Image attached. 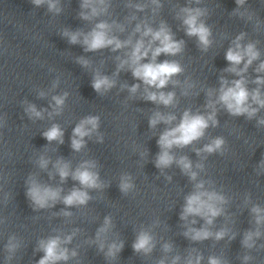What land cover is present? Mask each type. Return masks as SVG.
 Instances as JSON below:
<instances>
[{
    "label": "clouds",
    "instance_id": "clouds-1",
    "mask_svg": "<svg viewBox=\"0 0 264 264\" xmlns=\"http://www.w3.org/2000/svg\"><path fill=\"white\" fill-rule=\"evenodd\" d=\"M31 2L35 6L47 4L50 12L58 14L61 11L59 0H31ZM194 3L198 5L201 0H194ZM235 3L237 9L234 10V14L244 16L245 13L239 12V9L246 3V0H235ZM151 4L154 6L152 8L153 13L163 7L160 0H151ZM109 7L110 0H81L79 17L85 21H92L94 18L107 14ZM126 7L133 8L137 12H143L148 5L132 3L130 0ZM207 14L206 8L191 6L181 7L177 13V18L182 21L185 34L189 37H196L198 46L203 51H207L213 43L212 30L203 19ZM136 19L135 15L130 17L131 21ZM249 19H251V15H249ZM114 27L120 32L125 30L124 25L115 21L109 23L106 20H99L86 33L82 30H65L63 35L67 37L70 44H81L86 52L105 48H110L113 52H117L128 48L129 51L124 57L117 56L116 59L119 61L117 73L127 68L133 78L140 82L132 84L130 87L125 85V87H128L129 93L135 95L142 83L145 86L142 99L165 107L174 106L176 93L174 91L165 92L164 89L170 83L173 86L180 84L179 80L173 78L182 74L184 68L177 60L165 59L159 62L158 57L161 55L170 57L179 55L183 51L184 41L175 39L171 28L164 21H161L159 26L154 28L147 20H142L135 24L132 34L125 40H121L113 34ZM245 35L243 32L237 35L235 40L232 41V45L225 52V59L229 66L223 71L232 74L235 78L229 81L226 77L221 76L219 89H208L207 91L208 100L204 107L210 111L204 114L185 110L179 118V122L174 126L166 127L157 140L160 151L156 155L155 166L163 171L175 163L193 182V190L185 196L180 213V219L185 222L184 226L186 228L183 235L193 242H200L213 237L216 240H220L228 234L227 229H220L214 233L209 228L214 223V220L224 213L223 205L227 203V199L221 192L216 191L214 188L206 187L204 180H198L199 173L194 170V167L195 169L203 170L204 166L202 163H197L194 166L187 156L177 158L172 153V149L183 148L193 144L205 135L206 130L210 126H217L219 123L217 120V105H221L231 116H245L248 119L256 117L257 113L264 109V91H262V88H264V60L260 59L261 52L257 48V42L242 43ZM133 36L138 38L133 40ZM257 61L259 63L253 69L255 77L249 81L247 77L248 69ZM78 62L85 67L89 65V61L83 57H80ZM249 83L254 84L255 87L250 88ZM115 84V79L96 72L91 86L97 93L103 94L112 89ZM55 86L54 82L53 87ZM192 87L191 83L185 81L183 94L188 95V89ZM214 95L215 99H213ZM40 96H44V93L41 92ZM66 97L67 93L52 97L53 103L50 107H52L53 112L49 113L50 116L53 113L60 114ZM25 103V112L30 119L43 118V113L46 109L38 110L34 104ZM176 120L177 117L174 114L154 111L149 118L148 124L150 129H155L161 123L173 125ZM257 124L264 125V118L259 119ZM98 128V116L90 115L81 119L72 131L71 148L73 151L79 152L84 148L86 146L85 138H90L97 132ZM42 135L49 143L57 141L62 144L64 142V132L57 124H53ZM97 139L98 142H103L102 136H98ZM225 144L226 141L223 137H216L210 143L205 144L203 148L195 151L198 156L202 153L223 154L226 150ZM37 163L41 169H47L50 160L46 156L41 155ZM53 167L61 182L66 181L71 176V179L78 182L80 187H73L67 194L62 195V188H54L42 184L33 177L28 181L26 196L34 210L54 207L57 202L63 203L65 208L87 205L91 199L87 190L105 187L100 181L98 172L95 171L96 161L94 160H85L72 170L69 162L57 159ZM259 168L264 170V159L261 160ZM168 179L170 180L171 177H168ZM134 187L135 185L132 183V178L129 174L125 173L120 177L119 188L122 193L127 195ZM250 211L253 215L255 228L249 229L244 233L241 244L246 249L255 248L257 246L256 241L264 236V232L261 231V228L264 227V208L259 205H253ZM62 215L67 217L71 216L72 213L63 210ZM196 217L204 221L203 226L194 227L197 224ZM111 227V217H105L103 226L97 230L93 242L98 245L101 252H104L106 258L114 259L124 245L123 241H114L107 245V251L105 252L106 233ZM74 235L75 232L63 237L52 235L40 239L35 251L41 252L43 255L36 261V264H67L70 258L77 256V252L74 249L70 250L65 246L71 243ZM230 238L234 239L235 236L233 235ZM19 247L20 245L16 238L14 236L10 237L5 245V250L9 254L5 258V264H8L12 259V254ZM154 247V237L151 232L141 229L132 244L134 252L149 255ZM260 247L264 248V245ZM163 251L166 253L171 252L172 245L165 243ZM202 259V255L192 249L184 258V264H201ZM251 259L250 255H245L242 258L243 264H248ZM180 260L181 257L176 255L172 257L170 264H180ZM157 264H166V261L161 259ZM208 264H226V261L216 256H210Z\"/></svg>",
    "mask_w": 264,
    "mask_h": 264
}]
</instances>
